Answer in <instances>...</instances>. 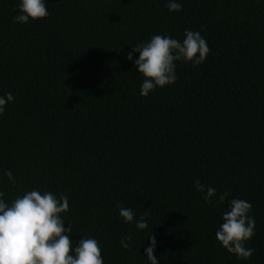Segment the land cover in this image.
Instances as JSON below:
<instances>
[{"label": "trees", "instance_id": "trees-1", "mask_svg": "<svg viewBox=\"0 0 264 264\" xmlns=\"http://www.w3.org/2000/svg\"><path fill=\"white\" fill-rule=\"evenodd\" d=\"M178 2L45 0V19L18 24L20 0H0V97L14 96L0 115L2 199L67 196L73 249L94 238L104 264H150L152 233L158 264H264V0ZM186 30L206 60L176 62L175 83L142 97L132 47ZM197 180L216 190L210 203ZM230 199L252 205L248 260L215 238ZM120 207L148 211V228Z\"/></svg>", "mask_w": 264, "mask_h": 264}, {"label": "clouds", "instance_id": "clouds-1", "mask_svg": "<svg viewBox=\"0 0 264 264\" xmlns=\"http://www.w3.org/2000/svg\"><path fill=\"white\" fill-rule=\"evenodd\" d=\"M167 8L169 12H179L182 5L178 0H168ZM18 12L14 17L18 24L40 21L49 15L45 0H20ZM184 37L181 42L154 35L149 42L132 47L127 59L131 61L133 55L139 53L135 67L144 78L140 90L142 97H147L156 87L175 83L176 62L184 61L196 67L206 60L210 49L200 33L186 30ZM13 100L11 92L0 97V115H3L6 104ZM4 174L9 181L15 182L11 170ZM195 188L204 193L205 202L210 203L216 196L214 188L199 180L195 181ZM3 196L0 191V264H104L99 241L94 238H82L73 249L69 235L72 226L68 223L66 229L61 215L69 210L67 196L57 198L51 192L41 193L34 189L15 198L10 205L2 199ZM229 196L230 193L224 192L219 195V201L223 203ZM229 205L215 238L228 253L248 260L254 253V249L246 247V242L255 234V219L249 215L252 205L242 199H230ZM119 215L125 223H135L139 230L148 228L145 219L148 211L136 219L131 208L120 207ZM148 240L150 246L145 249V257L150 264H158L155 234L152 233ZM130 241V235L125 237L120 241L121 247L130 249Z\"/></svg>", "mask_w": 264, "mask_h": 264}]
</instances>
